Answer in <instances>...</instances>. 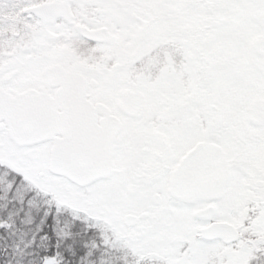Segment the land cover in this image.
Wrapping results in <instances>:
<instances>
[{"label": "snow or ice", "instance_id": "1", "mask_svg": "<svg viewBox=\"0 0 264 264\" xmlns=\"http://www.w3.org/2000/svg\"><path fill=\"white\" fill-rule=\"evenodd\" d=\"M0 264H264V0H0Z\"/></svg>", "mask_w": 264, "mask_h": 264}]
</instances>
